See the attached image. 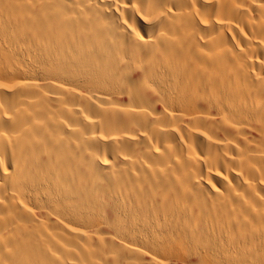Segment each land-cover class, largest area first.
<instances>
[{
	"label": "bare ground",
	"instance_id": "6f19581e",
	"mask_svg": "<svg viewBox=\"0 0 264 264\" xmlns=\"http://www.w3.org/2000/svg\"><path fill=\"white\" fill-rule=\"evenodd\" d=\"M0 264H264V0H0Z\"/></svg>",
	"mask_w": 264,
	"mask_h": 264
}]
</instances>
